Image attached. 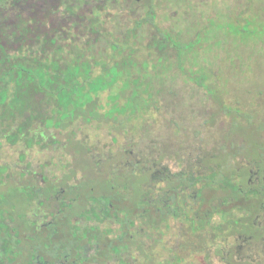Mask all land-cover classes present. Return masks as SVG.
<instances>
[{
	"label": "rangeland",
	"instance_id": "obj_1",
	"mask_svg": "<svg viewBox=\"0 0 264 264\" xmlns=\"http://www.w3.org/2000/svg\"><path fill=\"white\" fill-rule=\"evenodd\" d=\"M10 1L0 0V7H10ZM151 2L158 13L156 21H161L164 26L169 20H175L170 17L173 10L187 9L175 18L179 22L186 19L182 22L189 26L192 35L203 27L200 36L192 42L200 50L196 65L186 72L188 78L175 69L151 77L154 79L152 93L158 102V109L151 107L136 119L128 121L115 113L117 119L122 123L125 121L122 128L114 119L101 124L75 123L67 132L60 133L53 128L39 126L31 130L30 136L34 137V141L28 146L24 141V132L19 134V138L12 134L18 124H12V128L7 129L8 122L0 120V216L11 215L13 209L19 215L26 208L28 216L37 213L42 196L32 198L26 204L18 187L28 182L40 187L43 185L41 177L55 185L53 196L45 202L47 205L60 200L62 190L69 198L68 185L90 183L103 177L113 179L131 173L139 174L146 179L148 184L145 186L150 191L154 188V191L163 189L167 181H176L180 176L208 174L215 168L216 163L211 159L216 154L220 160L227 161L221 154L224 152L219 149L227 147L228 142L236 138L228 127L230 116L225 114L227 110L219 101L241 112L238 117L242 123L240 129L232 127L233 131L237 129V133L242 130L244 135L236 138L237 144H242L246 138L251 145V138L258 136L264 127L259 125L264 122V0H189L190 3L186 1L185 6L180 3L181 0ZM141 4L146 5L147 1L107 0L100 19L111 31L122 35L133 22L129 11ZM189 4L196 9L189 11ZM138 11L144 12V9ZM208 14L217 17L214 22H207ZM254 14L255 24L246 34L236 35L233 31L237 28H229V22L234 18H239L243 25L245 19ZM176 27L180 28V25ZM183 38L186 39V35ZM101 43H104L103 39ZM199 68L206 69L211 81L208 84L218 87L215 95L210 96L192 81ZM148 70L151 71L150 65ZM108 93L105 92L102 98L105 110L108 108ZM246 119L251 122L247 123ZM71 131L73 140L79 143L76 148L70 147L65 140ZM54 140L60 142L55 143ZM260 142L264 148V132ZM263 158L264 153L259 162L242 156L232 164L244 173V182H251V186L255 187L263 184L264 187ZM197 189L199 184L188 187L177 201H173L174 207L178 211L181 209L179 217H165L157 230L136 233L140 249L134 245L119 255L111 254L107 264H264V204L257 207L256 214L251 218L254 235L244 233L242 225H228L231 219L245 224L248 213L230 209L231 206L243 205L242 200L231 204L226 202L221 208L227 211L221 216L209 212L212 217H207L208 224L192 230L183 212L188 218L196 219V215L201 217L208 213L211 206L218 204L219 197L230 196L227 190L220 192L212 188H203L198 196ZM153 191L148 194V199L157 197L156 191ZM163 196L164 193L162 200L171 205L172 202Z\"/></svg>",
	"mask_w": 264,
	"mask_h": 264
},
{
	"label": "trees",
	"instance_id": "obj_2",
	"mask_svg": "<svg viewBox=\"0 0 264 264\" xmlns=\"http://www.w3.org/2000/svg\"><path fill=\"white\" fill-rule=\"evenodd\" d=\"M145 1L146 5H138L129 11L133 22L122 35L111 31L100 19L107 0H11L10 7H0V120L8 122L7 129L18 124L13 136L19 138L24 132V141L30 146L34 141L30 132L39 126L60 133L67 132L75 123L101 124L114 119L122 128L128 119H136L151 107L158 109L151 77L175 69L188 78L186 72L191 66L194 68L199 59L200 48L192 42L200 36L203 27L192 35L189 26L187 28L182 22L187 20L180 19L179 22L175 18L187 9L173 10L170 17L175 20H169L164 26L161 21H156V6L151 0ZM186 1L190 3L189 0L180 3L184 5ZM189 7V11L196 9L192 4ZM140 8L144 12L138 11ZM216 18L208 14L206 19L214 22ZM254 19L255 14L241 25L236 17L229 22V28L236 27L233 31L236 35L246 34L255 24ZM102 39L104 43H101ZM192 81L210 96L215 95L218 87L208 84L211 81L205 68H199ZM129 88L130 94H127ZM105 92H109L107 110L102 105ZM218 103L230 116V132L236 138H242V130L237 133L242 124L238 120L240 110L225 106L221 101ZM115 113L126 120L122 123ZM232 127L237 129L233 131ZM263 132L264 127L255 139L251 138V145L246 138L245 141L242 139V144H237L236 138L229 141L227 147L219 149L224 152L221 154L225 155L226 162L216 154L211 159L216 163L215 168L208 174L180 176L176 181H167L166 187L154 190L156 198L148 199L154 188L150 191L145 186L148 184L146 179L134 173L68 185L66 190L70 197L65 199L71 202L68 205L71 214L85 222L83 229L71 227L70 230L82 232L86 243L94 247L98 262L104 263L110 260L111 254L119 255L134 245L140 249L136 233L157 230L165 217H179L181 209L178 211L173 201H177L188 187L199 184L198 196L203 188L230 192V196L219 197L218 204L210 205L211 212L220 216L226 202L244 201L243 205L230 209L247 212L245 224L231 219L228 225H242L244 233L253 234L251 218L256 214L259 202L264 201V187L263 184L255 187L244 182V173L235 169L232 162L242 156L258 162L260 157L262 160L264 148L260 139ZM73 139L71 131L65 140L70 147L76 148L79 143ZM20 190L19 194L23 193L27 201L36 194L33 188ZM163 193V198L171 201V205H162ZM26 212L27 208L20 216H27ZM182 214L192 230L207 225V217H212L208 212L201 217L196 215L199 219L196 221L188 218L185 212Z\"/></svg>",
	"mask_w": 264,
	"mask_h": 264
},
{
	"label": "flooded vegetation",
	"instance_id": "obj_3",
	"mask_svg": "<svg viewBox=\"0 0 264 264\" xmlns=\"http://www.w3.org/2000/svg\"><path fill=\"white\" fill-rule=\"evenodd\" d=\"M46 180L41 177L43 185L40 187L32 182L18 187L36 190L29 201L42 196L37 213L20 216L13 210L9 211L11 215L0 216V264H107V261L98 262L94 247L86 243L82 232L70 230L71 227L83 229L85 222L71 214L68 207L71 202L65 199V190L60 200L45 204L55 192V185ZM165 203L163 201V205ZM259 203L261 206L264 201ZM222 211L224 214L227 210Z\"/></svg>",
	"mask_w": 264,
	"mask_h": 264
}]
</instances>
